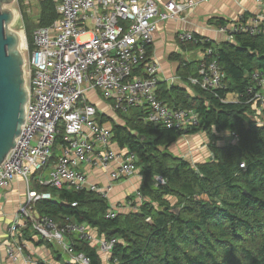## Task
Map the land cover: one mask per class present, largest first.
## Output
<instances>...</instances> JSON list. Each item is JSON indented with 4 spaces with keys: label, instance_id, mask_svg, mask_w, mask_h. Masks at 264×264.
Instances as JSON below:
<instances>
[{
    "label": "built area",
    "instance_id": "built-area-1",
    "mask_svg": "<svg viewBox=\"0 0 264 264\" xmlns=\"http://www.w3.org/2000/svg\"><path fill=\"white\" fill-rule=\"evenodd\" d=\"M199 1H168L163 5L164 11L160 12L155 0H53L57 18L49 25L37 26L36 15H32L35 28L31 41L25 40L21 48L23 76L28 90L25 120L15 146L0 164V188L17 177L26 184L24 199L8 227L11 234L19 235L29 226L41 239L60 244L69 253L73 264H90V260L82 252L73 254L72 247L64 243L65 236L94 244L102 255L110 256L116 243L114 238L96 237L86 223L72 221L69 217L57 224L48 216L34 215L35 204L51 199V194L31 189L28 175L46 168L55 136L61 131L64 144L60 156L46 176L37 177L38 185L88 190L106 199L110 185L102 188L88 184L85 175L73 167L83 163L107 168L112 161H118L113 173L115 180L137 171L133 153L121 156L109 149L112 133L98 122L95 106L85 98L90 89H98L112 99L116 110L128 107L144 110L146 121L153 125L162 124L183 135L198 124V116L193 110L170 108L157 97L159 83L164 82L170 87L176 84V78L161 81L158 65L151 58L143 63L140 74L136 68L145 60L146 48L152 44L156 17L162 20L174 18ZM38 2L14 0L24 33L23 15H30ZM13 11L15 15L16 10ZM217 30L228 40L243 33L263 35L264 15H239L236 21L220 25ZM84 36L87 38L81 41ZM177 39L194 45L211 41L185 31L178 32ZM212 51L209 46L203 49L197 75L187 80L190 85L217 95L218 90L225 88V74L215 59H207ZM251 80L252 85L247 88L248 103L261 104L264 102L262 73L254 71ZM258 124L264 125V119ZM231 136L237 139L236 134ZM164 184L161 175L155 176V185ZM114 214L109 209L106 216ZM24 248L22 238L5 246L8 258L12 260ZM25 261L26 264H38L29 254L25 255ZM39 264L52 263L44 261Z\"/></svg>",
    "mask_w": 264,
    "mask_h": 264
},
{
    "label": "trees",
    "instance_id": "trees-1",
    "mask_svg": "<svg viewBox=\"0 0 264 264\" xmlns=\"http://www.w3.org/2000/svg\"><path fill=\"white\" fill-rule=\"evenodd\" d=\"M34 15L37 26L49 25L57 18L53 0H39ZM23 20L30 43L35 25L31 15L24 14ZM196 46L212 48L207 59L220 65L225 88L213 95L195 86L192 96L177 85L167 89L161 82L157 97L170 108L197 114L198 124L187 134L207 135L209 161L192 165L174 156L168 148L183 134L153 125L144 119V110L128 107L124 114L116 112L123 123L112 122L110 130L112 140L134 154L139 168L143 200L136 210L108 217L106 199L95 192L38 188L49 192L51 199L35 204L37 215L57 224L69 217L86 223L98 237L116 240L109 264H264V125L252 119L253 103H248L247 93L254 71L264 78V34H237L221 44L210 41ZM150 54L151 45L136 68L138 74ZM197 70L189 66L188 72L194 77ZM229 93L236 95V101H221ZM219 132L236 134V142L217 146ZM157 175L164 185H155ZM72 250L88 256L90 264H101L92 244L75 239Z\"/></svg>",
    "mask_w": 264,
    "mask_h": 264
},
{
    "label": "crops",
    "instance_id": "crops-1",
    "mask_svg": "<svg viewBox=\"0 0 264 264\" xmlns=\"http://www.w3.org/2000/svg\"><path fill=\"white\" fill-rule=\"evenodd\" d=\"M155 1L161 12L164 11L163 5L168 1L184 2L187 0ZM260 14L264 15V0H201L193 8L185 10L174 18L162 20L156 17V27L152 34L150 58L158 65L159 78L161 81L176 78L175 86L177 85L185 89L187 93L194 96L195 86L188 83L187 78L192 77L188 71L189 66L192 69L198 67L199 61L202 58L203 49L192 43L179 42L177 33L181 31L191 32L194 35L208 38L215 44H221L228 41V39L225 34L217 30L220 25L233 23L239 15L252 16ZM165 85L168 89L169 86L166 83ZM88 91H93V94L91 97L86 98L85 96V98L95 106L97 116L99 115L98 117L104 118V121L101 123L105 127L111 129L112 122L117 124L123 123L116 113L118 110L114 108L112 99L107 98L98 89H90ZM236 98V95L229 93L226 95L225 100L233 102L236 101ZM252 108L254 110L252 119L258 123L264 117V106L253 103ZM126 109L119 111L124 114ZM61 134L60 141L54 142L51 150L52 156L46 168L37 176L33 175L32 179L29 180V187L31 189L44 192L38 189L43 186L38 185L37 177L40 175L43 177L46 176L60 156V150L64 144L63 133ZM225 134L228 135L227 142L221 138L223 135L222 132L216 133L215 143L217 146H225L236 142L237 139L234 140L231 133L226 132ZM109 149L112 153L120 154L121 156H126L130 153L126 148L120 147L112 139ZM168 151L176 157L187 160L192 165L207 162L212 156L209 149V138L204 132L179 136L169 146ZM117 166L118 161H112L107 168L92 167L79 163L73 169L82 172L88 184L102 188L110 185V189L106 195V201L109 206L108 210L112 209L115 213L136 210L143 200V197L139 193L141 183L139 168H137V171L133 175L115 180L113 173L116 171ZM25 192L26 184L21 177H17L7 186L0 188V264H26L25 255L27 254L31 255L33 261L38 264L44 261L52 264H73L70 262L69 253L60 244L41 239L31 227L28 226L22 229L19 235H13L8 231V227L12 224L15 215L18 213ZM129 198L133 200H128ZM131 206H134V208H131ZM34 215H37L35 211ZM91 230L98 237L96 231L92 228ZM19 238L25 241V248L14 260L9 259L5 246L9 243L18 242ZM75 239L76 237L74 236H65L64 243L72 247L73 240ZM92 245L96 248L94 244ZM72 253L76 254L77 251L72 250ZM97 253L101 264H109L110 256L102 255L98 249Z\"/></svg>",
    "mask_w": 264,
    "mask_h": 264
},
{
    "label": "water",
    "instance_id": "water-1",
    "mask_svg": "<svg viewBox=\"0 0 264 264\" xmlns=\"http://www.w3.org/2000/svg\"><path fill=\"white\" fill-rule=\"evenodd\" d=\"M13 3L0 0V164L21 133L28 101L20 37L10 28L15 16Z\"/></svg>",
    "mask_w": 264,
    "mask_h": 264
},
{
    "label": "rangeland",
    "instance_id": "rangeland-1",
    "mask_svg": "<svg viewBox=\"0 0 264 264\" xmlns=\"http://www.w3.org/2000/svg\"><path fill=\"white\" fill-rule=\"evenodd\" d=\"M11 7H12L13 10H16V11H15L14 20H13V22L11 23L10 28L13 29V30H15V31H17L18 33L21 32L22 35H23V38H24V42H25V40H26L27 38H26V34H25L24 32H22V21H21L20 14L16 13V12H18V11H17V8H16L15 3H13ZM33 14H34V10L31 11V14H30V15L32 16ZM23 33H24V34H23ZM86 38H87L86 36L81 37V41H84ZM261 90L263 91L262 93H264V87H263ZM92 94H93V91H90V92L88 91V92H86L85 96H86V98H89V97L92 96ZM257 104H260V103L258 102ZM261 105L264 106V102H262ZM263 119H264V117H263L261 120H263ZM225 133H226V132H222L223 135L221 136V138H222L225 142H227L228 135H226ZM41 172H42V171H32V173H30V174L28 175L29 180L32 179V176H33V175L37 176V175L40 174Z\"/></svg>",
    "mask_w": 264,
    "mask_h": 264
},
{
    "label": "bare ground",
    "instance_id": "bare-ground-1",
    "mask_svg": "<svg viewBox=\"0 0 264 264\" xmlns=\"http://www.w3.org/2000/svg\"><path fill=\"white\" fill-rule=\"evenodd\" d=\"M18 34H19V37H20L19 49L21 50V48L24 46L25 42H24V38H23L22 33L20 32Z\"/></svg>",
    "mask_w": 264,
    "mask_h": 264
}]
</instances>
